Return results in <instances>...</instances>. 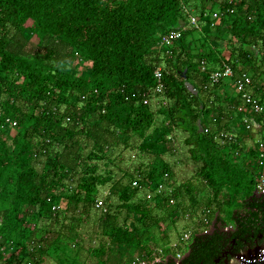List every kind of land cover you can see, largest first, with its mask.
<instances>
[{
	"label": "trees",
	"instance_id": "1",
	"mask_svg": "<svg viewBox=\"0 0 264 264\" xmlns=\"http://www.w3.org/2000/svg\"><path fill=\"white\" fill-rule=\"evenodd\" d=\"M191 1L0 0V264H23L27 244L55 226L60 227L56 243L31 252L39 257L36 264L73 249L76 238L82 248L83 236L90 240L94 264H113L110 255L119 250L150 256V246L159 245L153 227L167 231V218L192 219L193 210H182L187 199L193 207L205 199L193 182L172 184L175 204L165 194L139 198L144 189L133 186L135 180L144 188L174 183V166L166 156L177 150L178 132L186 134L184 144L199 164L198 182L211 188L203 213L211 209L217 222L189 244L165 241L159 247L168 258L158 264H177L178 253L185 255L182 264H203L235 239L250 240L246 251L256 247L254 239L264 235V195L256 192L261 173L257 148L247 154L239 138L219 142L216 132L236 131L222 126L223 116L214 114L209 100L225 82H233L211 84V73L227 63L238 75L250 72L264 105V0H201L199 14ZM210 5L215 8L208 10ZM185 6L200 16L201 28L186 27L167 48L172 51L168 55L161 48L163 35L188 21ZM218 9L214 25L204 19ZM159 66L169 71L161 94L169 103L160 110L163 124L155 126L158 111L141 96L157 84ZM248 109L243 106L240 112L245 128ZM7 117L18 126H6ZM254 119L261 125L264 114ZM260 125L255 129L261 130ZM49 144L56 152L37 158ZM129 147L144 160L121 169L122 153ZM248 159L251 167L245 166ZM110 182L120 204H110L112 194L106 198L108 213L98 215L94 203ZM231 204L238 208L227 222L223 215ZM156 208L168 215L159 216ZM229 224L234 228L224 230ZM11 241L24 253L21 259L1 250Z\"/></svg>",
	"mask_w": 264,
	"mask_h": 264
},
{
	"label": "built area",
	"instance_id": "2",
	"mask_svg": "<svg viewBox=\"0 0 264 264\" xmlns=\"http://www.w3.org/2000/svg\"><path fill=\"white\" fill-rule=\"evenodd\" d=\"M184 11L186 15L188 16V21L184 22L181 27L173 29L171 32L168 34L163 35V41L161 42V48H169L170 45H172L175 41L179 40L184 32V29L188 26H194L196 28H201V18L198 14H195V12L192 11L191 8L188 6L184 7ZM221 15V10H216L212 13H206L204 19L211 18L214 22L211 24L214 25L216 23V20L220 17ZM168 55L172 54V51L170 49H167ZM202 70L207 71V65L205 61H203L202 64ZM169 71L165 68V66H159L156 71H155V76L157 79V84L155 87L147 90L142 96L141 100L145 105H151L153 104L154 100L160 96L161 94L164 93L165 90V75L168 74ZM226 79H231L233 80V84L237 88L238 92L241 94L245 104L249 106L248 113L244 117V124L247 128V130H254L256 127H258L260 124H257L254 115H260L262 116L264 114V105L261 102V99L258 98L255 94V87H254V82H253V77L250 74V72L243 71L241 74H237L234 67L230 64L224 63L223 66L218 68L217 70L213 71L211 73V84H217L220 83L222 80ZM135 96V95H134ZM103 113L105 112V109L102 111ZM67 122H70L72 120V116L70 114H67L66 116ZM216 121V119H215ZM6 126L8 127H17L18 126V121L12 119L11 117L6 118L5 122ZM261 133L262 136L260 139H258L256 148H257V162L261 168V173L258 178V183H257V189L256 191L264 190V120L261 123ZM211 129L206 128V132H209ZM215 135V138L221 142L222 144H227V143H233L237 142L238 135L233 132V131H228L225 129H222ZM47 142L51 144V140L47 139ZM45 147L44 149H41L36 153L37 158L40 157H45L49 156V151L50 153L56 152L55 150V145H50ZM166 179L169 178V174H165ZM149 186H151L154 191L157 193H165L166 195H169L170 198V203L175 204L176 203V198L174 197V186L169 183H159L157 184H152L148 183ZM133 186L144 189V186L140 184L139 180H135L133 182ZM94 208L101 214H106L109 211V206L106 202V199L103 197H98L94 203ZM53 210L59 211V206L55 205L53 207ZM214 218L212 214L211 209H206L204 211V214L202 218L200 219V226L199 228L195 229H188L186 230L181 237V240L177 243L174 244L176 246L178 243L182 242L185 244H189L195 237L196 233L198 232H206L210 230L214 224ZM234 228L232 224L224 226V230L230 231ZM48 238L47 233H41V235L36 239L35 242H31L27 244L26 250L28 252H32L35 249H44L46 247V240ZM2 241V240H1ZM4 243V242H2ZM75 247L76 244H73ZM5 248L7 250H10V255L13 253L19 251L21 248H18L13 241L6 243ZM4 248V249H5ZM5 249V250H6ZM183 253H178L177 258L182 259ZM167 255H165L162 252V249H158L153 252L151 256H141V257H134L131 259H128L127 261L123 262L122 264H154L155 260H161L164 261L167 259ZM30 264V263H29Z\"/></svg>",
	"mask_w": 264,
	"mask_h": 264
},
{
	"label": "rangeland",
	"instance_id": "3",
	"mask_svg": "<svg viewBox=\"0 0 264 264\" xmlns=\"http://www.w3.org/2000/svg\"><path fill=\"white\" fill-rule=\"evenodd\" d=\"M219 1V0H216ZM192 3L190 4L191 6H194L196 8V11L198 14L200 13V8L202 6V1L201 0H192ZM198 8V9H197ZM213 5H210L208 7V10H212ZM196 14V13H195ZM202 43V41L200 42ZM200 43H196L195 45H200ZM217 44V42H215ZM216 67H219L216 66ZM169 103V100L167 99V97L165 95H160L158 96L154 102H153V106L154 109H156L158 111L157 115H156V122H155V126H161L163 124L164 121V116L161 113V108L165 105H167ZM160 111V112H159ZM186 134L185 133H181L178 132L177 133V150L171 154H168L166 157L168 159L169 162H171L174 166V171H175V179L178 182L176 186L180 187V186H184V185H188L191 182H193L194 185H199V189H200V197L201 196H205L202 201L203 204H200L196 207V205L194 204V207L192 205V201L189 199H187V206H185L184 208H182V210H185L187 208H189L190 210L194 211V216H189L191 218H195L193 220H195L196 222H199V220L202 218L203 216V208L205 207V202H206V198H208V196L211 194V188L210 186H207L205 184V186H202L200 184V182H198L199 180V176H198V168H199V164L198 162H196L192 157L191 154L189 152V148L188 146H186V144H184V140H185ZM138 140V139H137ZM135 143V146H137L139 144V140ZM135 142V140H134ZM137 144V145H136ZM122 155H124L125 157V166H129L132 164H137L140 160V162H142L144 160V158L142 157V154L139 152V150H136L134 148H130L128 150H126V152H123ZM179 162V164H178ZM175 186L174 183H171ZM204 187V190H203ZM192 189H195V187H193ZM103 190V192H102ZM104 190H106L104 187L101 188L100 190V196H104ZM185 191V190H184ZM183 191V192H184ZM193 192L197 193L196 189L193 190ZM190 192L186 193L185 195H188ZM158 194L161 193H157L156 191H154V189L150 186V187H145L143 192L139 195V198L142 199H147V198H152L154 199V197H157ZM165 194V193H163ZM166 195V194H165ZM149 198V199H150ZM112 203V206L115 207L116 205L120 204L119 200L117 199V197L112 198L110 204ZM214 209H216V206H212ZM235 208H238L237 205H229V212L225 213L223 215L224 219L229 222L232 221V213L235 210ZM158 215L162 216L163 218L165 216L168 215V211L167 210H163L161 208H156ZM165 221V220H164ZM188 220L185 217H178V220L172 222V220L170 218H167L166 221L164 222L165 227L167 228V231L162 230V227L160 226H154L153 230L154 233L156 234L155 237L159 243V245H155L156 248H159V246L166 245V242H170L175 243L178 242L179 238L181 237L182 233H184L186 230H188L187 228H190L188 226ZM169 225V226H168ZM168 226V227H167ZM164 233H166V235L168 236V240L166 238H164ZM84 238V244L82 246V248H79L77 250L74 249H63L61 251H59L57 254L53 253V256H47L50 257L53 261H58L61 262L62 264H74L76 263L79 259L80 260H84L85 258H87L89 255L88 254L91 253L89 248V238H87L86 236H83ZM164 238V239H162ZM166 241V242H165ZM174 246V245H173ZM153 245L150 246V249L153 250L151 252V254L156 251V248ZM158 250V249H157ZM129 252L126 251H118V252H114L112 255H110V259L113 260V264H120L127 256ZM144 254H146V251H143ZM140 255L141 251H138V253H135ZM146 256V255H145ZM46 264H52L50 261L46 262Z\"/></svg>",
	"mask_w": 264,
	"mask_h": 264
},
{
	"label": "crops",
	"instance_id": "4",
	"mask_svg": "<svg viewBox=\"0 0 264 264\" xmlns=\"http://www.w3.org/2000/svg\"><path fill=\"white\" fill-rule=\"evenodd\" d=\"M243 106L246 107V104L243 100V98L241 97V94L238 92L237 88L235 87V85L233 84L232 81H227L224 83L223 86L220 87L219 93L217 95L211 96L210 100H209V107L213 108L214 114H218V115H222V126L225 128H234L233 130L236 131V133L238 134V138L240 141V145L241 147L244 148V151L247 153L250 149H255L256 148V144L258 139L261 138L262 133L261 130L259 129H254V130H247L244 125L242 124L241 121V113L243 112ZM246 114V113H245ZM248 154V153H247ZM179 164V162H178ZM136 165V164H135ZM119 166L121 167V169L126 168L125 163H120ZM245 166H252V162L251 160H246L245 162ZM118 171H116V173L118 174ZM119 179H123V175L118 176V180ZM175 187H177V181L174 178L173 180ZM113 182L108 183L106 186H103L106 190H104V196H99V197H103V198H109L110 195H112L113 197H117L114 195L113 193V187H112ZM103 192V190H102ZM112 197V198H113ZM107 202V201H106ZM108 204V203H107ZM95 209V208H94ZM96 210V209H95ZM98 215H101L97 210L95 212ZM192 219H188V226L190 228L187 229H197L199 228L200 221L197 222V225L195 220ZM59 226H55L54 229H52V231L47 232L48 234V238L46 240V247L45 249H47L48 247L54 245L56 243V233L59 232ZM42 233V232H41ZM40 233V234H41ZM46 233V232H44ZM84 238V237H82ZM82 242V240L80 238H76L74 239V241H72L71 246L73 247V249L77 250L78 245H80ZM94 243H96V240L94 241ZM177 243V242H175ZM175 243H170V245H174ZM73 244H76V246L74 247ZM89 244H90V240H89ZM6 244H3L1 247V250L7 252V255H10V250H7L5 248ZM6 250H5V249ZM18 254V256L23 257L24 253L22 252V250L20 249L19 251L15 252ZM15 253H13L12 255H14ZM29 255L27 257H23V264H36L38 263V259L39 257L33 258V253L28 252ZM27 253V254H28ZM138 253V252H137ZM88 254H91L88 252ZM153 254V253H152ZM151 254V255H152ZM150 255V256H151ZM141 256H145V254H132V255H128L126 256V258L120 263L122 264L123 262L127 261L128 259L134 258V257H141ZM149 256V255H146ZM37 260V261H36ZM50 261L52 264H62L61 262L58 261H53L50 257H45L43 260L39 261L40 264H46V262ZM95 260L93 258L92 255H89L87 258H85L84 260H78L76 263L74 264H94Z\"/></svg>",
	"mask_w": 264,
	"mask_h": 264
},
{
	"label": "flooded vegetation",
	"instance_id": "5",
	"mask_svg": "<svg viewBox=\"0 0 264 264\" xmlns=\"http://www.w3.org/2000/svg\"><path fill=\"white\" fill-rule=\"evenodd\" d=\"M263 240L264 235H261L254 239V243L258 246L262 244ZM249 243L250 240L248 239H235L232 243H224V245L218 249L217 253L212 254L203 264H232L239 254L248 249L246 244L249 247Z\"/></svg>",
	"mask_w": 264,
	"mask_h": 264
},
{
	"label": "water",
	"instance_id": "6",
	"mask_svg": "<svg viewBox=\"0 0 264 264\" xmlns=\"http://www.w3.org/2000/svg\"><path fill=\"white\" fill-rule=\"evenodd\" d=\"M256 192L259 195H264V190H260ZM216 222H217V219L214 220V224L212 228L203 233H209L210 231H212L215 227ZM184 257L185 255L182 256V259ZM181 260L176 257L177 264H182ZM159 262H163V261L155 260L154 264H158ZM232 264H264V244L258 245L254 248H251L239 254Z\"/></svg>",
	"mask_w": 264,
	"mask_h": 264
}]
</instances>
